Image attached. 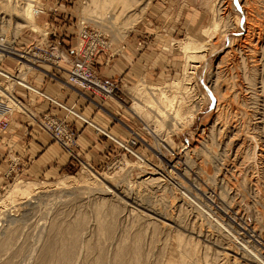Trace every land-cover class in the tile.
<instances>
[{"label":"rangeland","instance_id":"rangeland-1","mask_svg":"<svg viewBox=\"0 0 264 264\" xmlns=\"http://www.w3.org/2000/svg\"><path fill=\"white\" fill-rule=\"evenodd\" d=\"M29 1L12 0V9L5 0L0 5V37L13 50V54L0 51L5 54L0 57L2 74L24 78L26 83L38 69L32 63H18L15 55L32 48L38 51L35 46L39 45L44 48L47 33L50 42L71 46L77 22L85 19L103 31L114 47L141 31L140 38L151 45L154 59L148 72L139 73L132 83L117 79L121 91L115 99L95 103L107 114L120 109L130 133L127 139L110 134L122 145L133 140L135 146L123 149L112 140L118 149L107 153L103 163L79 164L51 179L25 177L19 162L11 164L8 154V171L0 179V244L14 234L15 246L0 254V264H38L48 248L54 254L60 245L61 232L52 226L63 229L83 214L88 222L77 250L80 257L73 264L95 263L99 252L88 250L86 242L105 243L97 236L93 212L97 204L104 206L105 218L113 206L120 210L116 234L104 244L109 253L122 240L131 247L141 239L142 260L128 258L124 264H182V259L186 264H264V0H221L220 13L228 28L209 39L202 33L213 22L211 7L218 0H145L142 5L150 2L142 18L127 33L120 29L121 20L113 28L100 7L85 13L90 0H33L36 31L22 28L19 24L24 23L14 10ZM189 38L208 42L210 51L194 64L188 96L184 85L189 83L185 77L191 68L186 71L181 44ZM4 62L12 70L4 69ZM42 69L52 70L48 64ZM14 85L0 75V88L10 94ZM150 87L183 99L191 108L198 105L195 115L180 123L171 113L163 117L157 110L150 112L143 92L159 100L157 91L147 93ZM7 99L0 92V101L5 104ZM93 122L94 128L101 126ZM133 134L138 137L133 139ZM65 178L77 183L64 189L59 183ZM19 181L44 188L15 209L1 206Z\"/></svg>","mask_w":264,"mask_h":264},{"label":"crops","instance_id":"crops-1","mask_svg":"<svg viewBox=\"0 0 264 264\" xmlns=\"http://www.w3.org/2000/svg\"><path fill=\"white\" fill-rule=\"evenodd\" d=\"M140 33L141 31L139 34L131 35L123 46L114 47V50L120 47L124 48H122L123 52L110 65H105L104 55L97 58L96 69L102 77L109 81L118 79L122 83L129 84L137 78L139 79L141 76L139 73L148 72V68L153 63V52H150L151 45L148 41L141 40ZM9 65L4 62L2 67L12 70ZM47 73L48 70H37L29 76V81L41 92L50 95L68 107H74L78 113L89 118L92 122L96 121L102 126L99 127L106 128L105 130L109 133L127 139L130 132L125 127L124 123L127 121L119 111L120 109L115 108L112 113L108 112L107 114V112L97 109V105L89 100V94L80 89L64 88L61 82L53 80ZM13 87L8 99L5 100L6 105L11 103L15 109L21 107V105L13 103L14 101L9 102L11 101L10 96L14 92L18 100L29 104L38 115L50 112L62 119L66 117L64 110L52 105L43 97L30 93L21 86H16L14 90ZM98 101L100 102V100ZM118 105L120 104L118 103ZM22 109L23 107H21ZM121 115V119H118ZM69 121L81 131L77 146L73 149L74 156L66 152L62 146L54 142L47 133L41 131L26 116L14 113L11 116L9 129L5 133H0V179L4 172L8 171V154L10 157L14 156L18 159V164H20V169L25 177L51 179L79 164L98 166L106 160L107 153H113L118 149L111 138L107 137L109 138L107 139L105 136L103 139L90 126L80 120L70 117Z\"/></svg>","mask_w":264,"mask_h":264},{"label":"bare ground","instance_id":"bare-ground-1","mask_svg":"<svg viewBox=\"0 0 264 264\" xmlns=\"http://www.w3.org/2000/svg\"><path fill=\"white\" fill-rule=\"evenodd\" d=\"M143 1H145V0H90L88 6L83 11L85 13L86 12L90 13L91 10H93L95 7L96 8L100 7V10H101L102 13L108 14V16L110 18V21H111V24L113 25L112 26L113 28L116 27L118 25V22L121 20L120 21L121 22L120 23L121 24V28L120 29H122L124 32L126 31V33H127V30L128 31L131 30L136 25V23H138L140 21V19L142 18L143 12L145 11V9L148 6V2H150V1H148L147 5L146 4L142 5ZM5 2L3 0V4L5 3V4L9 5V4L12 3V0H5ZM34 3L35 2L33 0H31L28 3H26V4L24 3L23 7L22 6L20 7L21 8L20 10H18V9L14 10L16 12V14L18 15L17 17H19L22 20V22L24 23L22 25L19 24V26H21L22 28L28 26V27H31V29H33V27H34L35 12H36L35 11L36 6H35ZM1 4H2V0H0V5ZM222 4H223V2H222ZM222 4H221V0H218V2L214 3V5L211 7L212 12L214 14V19H213L212 24L204 29V32L202 33L203 37H205V38L208 37V39H209V38H211V35H215L216 32H219L222 28L223 29L225 28V30H227L228 22L226 21V19L222 18V16H221L222 13H220L222 11L220 9V5H222ZM9 6L12 9L13 6L12 5H9ZM142 6H145V7L141 8ZM21 16H22L23 19L21 18ZM87 17H90V16L87 15ZM85 18L86 17L84 16V19ZM84 21L85 22L79 20L78 22H79L80 25L81 24H88V23H86V19ZM87 21H91V20L87 19ZM96 29H98V28H96ZM75 30H76V28H75ZM33 31H36V29L34 28ZM124 32H123V34L126 35V33H124ZM0 39H1L0 40V51L5 52L6 54H13L12 47L10 45H7L8 41L5 40V39H2V37H0ZM181 48L184 50L185 57H186V60H187L186 71L189 70L188 67L191 68V71L189 73H187V76L185 77L186 81H188L189 83H187V84L185 83V85L183 84L184 85L185 94L189 96V91L187 89L191 90V88H188V85H190V86L192 85V84H190V81L193 79L191 76L195 74L194 70L197 68L194 64H196L197 61H199V60L200 61L204 60V58L207 57V55H208L207 53L210 51V49H209L208 42H203V41H200V40H197V39H193V38H191V39L189 38L187 41L183 42L181 44ZM112 50L115 52L116 49L114 50V48H112ZM122 52H123V50H121V53ZM212 52H214V51H212ZM121 53L118 52V54L116 56L120 55ZM22 55L25 58V54H23V53H21L19 56L15 55L16 58L18 59L17 62L21 63V64H22V62L23 63H28L27 61H21L20 60V58L23 57ZM3 56H5V54H1V52H0V57H3ZM26 60H28V59H26ZM31 63L32 62H29V64H31ZM185 74H186V72H185ZM0 75L5 77V78H7V79H10V81H12L15 84H17V85H14V87L25 85L26 87L31 88V91H35L36 93L40 92L38 90V88L35 87L28 80L25 83V79L24 78H22L20 80V79L14 78V77L7 76L4 73L2 74L1 72H0ZM181 87H182V85L180 86V88ZM139 90L141 91L142 89H139ZM182 90H183V87H182ZM148 91H153L152 94H154L156 91L158 92V89L150 87V88L147 89V93H148ZM159 91H160V93L159 92L157 94L155 93L156 95L159 96L158 102L155 101L156 99L155 100L152 99V97L149 95V93L145 94L146 91L143 92V97H146V99H145L146 101L145 102H147L146 105H148V107L150 109V112L152 110L153 111L157 110L159 112L160 116H163V117L166 116L167 113H171L174 116V118L177 119V121H180V123L181 122L183 123L185 120L190 119L191 116L195 115L196 110L198 109L197 108L198 105H195V106L191 105L192 106V108H191L190 106H187L186 103H184L182 101L183 99L179 100V99L176 98V96H173V97L172 96H167V95H165L166 93L164 94L163 92H161V90H159ZM170 91H171V89H170ZM0 92H1L2 96H5V98H8L9 93L6 90L0 88ZM141 93L142 92H140V94ZM175 93H177V91H175ZM45 95L50 96V95H48L46 93H45ZM168 95H169V93H168ZM190 95H192V92H191ZM192 97H193V95L191 96V99H192ZM10 99H11V101H9V102H12L13 99L11 98V96H10ZM1 106L8 108L11 112H13V114L16 113V112H20L21 111V113L24 114V116H26L27 119L30 118V115H34V116L38 115V113L36 111H34L31 108V106H26V105H24V107L21 106L24 109V110L22 109L23 110L22 111L21 107H19L18 108L19 110H17V109H15L13 107H9L10 104L8 106V105H5L2 101H0V108H1ZM69 108H71V107H69ZM29 111H30V113H29ZM28 113H29V115H26ZM76 115L79 116L82 119L81 122L84 123V121H86V122H88L91 125L90 127L94 128L92 126V121L91 120L87 119L86 117H84L80 113L76 112ZM156 120H157V118H156ZM29 121L32 122L31 120H29ZM32 123L35 124L34 122H32ZM94 129L97 132H101L102 134H105V135L109 136V138H111L112 140H116L117 139L114 136H111V134L108 131H106V130L102 129L104 131L103 132V131H101V129L99 127H95ZM10 162H11V164H14V163L18 162V159L15 158V157L14 158L11 157ZM14 169H15V167H12L10 172L14 171ZM85 169H87V168H85ZM88 172L91 174V176L93 178L99 180V178L97 177V175L94 172H92L91 170H88ZM90 177L88 176V180H90V179L92 180L93 179V178H90ZM152 181H153V184H154L156 179L151 180V182ZM76 183H77V181L74 178H65V180H62L59 183V186H61L64 189L65 188L69 189V187H72V185H75ZM42 188H44V187L40 186L38 183H34V182H28L27 183V182H24V181H19V182H17L14 185V187L12 188L10 194L4 200H2L1 206H5L6 207L8 205V207H9V205H11L12 206L11 208L15 209L16 205H18L21 202L22 203L23 202L24 203L27 202L28 200L33 198V196L37 193L38 190L40 191ZM28 203L30 204V202H28ZM93 210H94L93 212L95 213L94 216H96L95 219H97V226H98L97 227L98 228L97 229L98 230V235L97 236H99L102 240H104L105 243H108L109 241L113 240V238H114V236L116 234L115 232H116L117 227H118V216H120V210L116 206H113L111 208L109 218H105L104 217V206H102L101 204H97L94 207ZM14 213H16V212H14ZM87 219L88 218H86V216L84 214L83 215H78V217L75 220H73V222H70L63 229L60 228L57 224H54L52 226V230L56 231V229H58V232L60 230L61 233H59V234H61V235H59V236H62V238H60V242H59L60 245H59V247L57 249L58 251L57 250H56V252L54 251L55 252L54 253L55 255H54L53 251H51V249L48 248L46 254L42 258L40 257V261H39L38 264H73V261L75 259H77V257H80V256H77L78 255L77 254L78 253L77 250L79 248V245H81V243L83 242V241L81 242V239H82L81 233L84 230L85 226L87 225V222H88ZM85 234H88V233H85ZM13 237H14V234H11V235H9V238H7L5 241H3L4 239L2 240L3 242L0 244V254L4 253L5 251H9V249H11V247L14 245L13 244V241H14ZM99 237L97 238L98 240H100ZM136 240L137 241H135L134 246L129 243L131 245V247L129 245L127 246V243H126L125 240L120 241L119 244L117 245L116 250L114 251V253L112 252L113 254L109 253L110 251H108V248L104 246L105 243L100 244V246H99V243L97 241V243H98V246H97V243H96V245H93V244H90V243L86 242L88 250H90V249L98 250V252H99L98 257L95 260V263H94V260H93L92 264L93 263L94 264H110L111 261H112L113 264H124L128 260V258L129 259L133 258L136 261L139 260L140 257H141V250H140L141 249L140 248V244H141L140 240L141 239H139V240L136 239ZM99 242H101V240ZM82 246H83V244H82ZM80 248H81V246H80ZM14 251H15V249H14ZM3 256L4 255H2V257ZM0 260L2 261V258ZM141 260H142V257H141ZM78 262H81V261L79 260ZM2 263H3V261H2ZM6 264H8V263H6ZM182 264H186V261L183 260V259H182Z\"/></svg>","mask_w":264,"mask_h":264},{"label":"built area","instance_id":"built-area-1","mask_svg":"<svg viewBox=\"0 0 264 264\" xmlns=\"http://www.w3.org/2000/svg\"><path fill=\"white\" fill-rule=\"evenodd\" d=\"M75 28L74 42L71 46L64 47L62 43L50 42V39L48 40L50 34L47 33V41L43 44L45 47L41 49V47H39L40 45L35 46L38 51L33 50L34 48H32L23 53H27L32 60H26L23 55L20 60L27 61L28 63L32 62V65L38 70H42V66L48 64L52 70L48 71L47 74L52 79L61 82L64 87H70L75 90L80 89L86 94H89V100L91 102L97 103L98 100L104 102L107 99H115V94L118 91H121L120 85L117 80L109 81L98 73L96 69L97 58L104 55L105 65L108 66L112 63V60L117 57L116 55L118 52L121 53V50L124 47L117 48L114 52L112 50L114 46L111 39L105 33L91 27L89 24L80 25L78 22ZM64 75L66 77H63ZM21 87L25 88L30 93H35L43 97L52 105H55L66 112V117L64 119L59 118L50 112L43 115H30V118L28 119L34 122L41 131L47 133L54 142L62 146L66 152L74 156L73 149L77 146L81 131L74 127L69 119L70 117H74L77 120H82L76 115L77 111L75 108H69L55 98L45 95V93L40 90L39 93H36L35 91H31V88L26 87L25 85H22ZM11 98L15 104L24 107L25 104L15 97L14 92L11 95ZM29 113L26 115H29ZM12 115L13 112L8 108L1 106L0 133H5L8 130ZM84 123L91 126L86 121H84ZM102 135L109 137L105 134ZM135 137L138 136L133 134V139H135ZM113 141L123 149H127L126 146L132 147L137 144V142L135 143L133 140H128L124 143V146L117 140ZM14 165H18L17 162Z\"/></svg>","mask_w":264,"mask_h":264}]
</instances>
